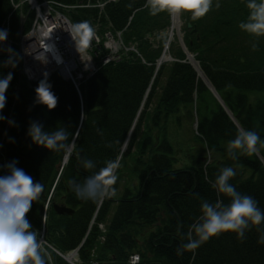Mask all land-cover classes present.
<instances>
[{
    "label": "trees",
    "instance_id": "trees-1",
    "mask_svg": "<svg viewBox=\"0 0 264 264\" xmlns=\"http://www.w3.org/2000/svg\"><path fill=\"white\" fill-rule=\"evenodd\" d=\"M18 1L0 0V26L8 25L11 38L10 50L0 53V79L12 74L0 110V175L7 174L3 165L18 161L17 167L44 185L27 216L32 228L40 230L45 214L46 242L67 251L83 241L79 254L85 262L122 263L136 252L142 261L156 264H264V243L259 242L264 222L243 238L225 232L194 251L176 254L201 215L203 200L229 202L212 188L220 169L232 167L236 175L230 183L264 210V147L258 144V152L237 159L227 151L239 127L257 132L264 141V36L239 27L247 21V0H212L211 10L195 21L190 13H181L186 48L239 127L179 44L169 43L174 59L156 68L170 15H151L146 0H113L101 9L80 5L84 0H55L75 5L65 11L73 25L88 21L99 34L105 28L122 29V42L134 44L137 52L119 50L118 57L102 63L106 50L101 43L94 46L96 69L78 84L80 93L58 71L28 81L20 72L17 40L33 13L26 1L14 8ZM43 79L58 98L51 110L36 102L35 89ZM31 122L48 132L67 129L66 144L72 148L61 168L67 149L50 151L33 143ZM84 158L94 161L96 169H85ZM109 160L119 163L110 186L114 191L99 202L78 199L69 182H82ZM53 202L73 210L57 213ZM98 222L105 225L103 233ZM49 251L51 264H66Z\"/></svg>",
    "mask_w": 264,
    "mask_h": 264
},
{
    "label": "clouds",
    "instance_id": "clouds-1",
    "mask_svg": "<svg viewBox=\"0 0 264 264\" xmlns=\"http://www.w3.org/2000/svg\"><path fill=\"white\" fill-rule=\"evenodd\" d=\"M131 6V5H129ZM145 7L151 15L167 12L171 16L181 13L191 14L193 21L202 18L212 8V0H146ZM219 7V4L216 5ZM249 14L246 22H241L239 27L250 35L264 36V0H247ZM93 32L88 21H83L72 26L71 34L78 46ZM7 38L6 30H0V41ZM256 45H253L255 49ZM12 61L10 60L9 63ZM12 74L0 79V110L6 104V92L9 88ZM47 79L39 82L36 92V102L46 105L50 110L57 106L58 98L51 90ZM2 119V117H0ZM28 135L33 143L45 147L50 151H59L67 147L69 133L66 128L59 127L54 131H45L39 122H31ZM264 147L257 132L243 127L237 130L235 139L227 144L228 155L237 159L238 155H252L258 152L257 145ZM18 161H12L2 167L7 169L6 175H0V264H51L52 256L45 242L40 238L37 230L32 228L27 219L32 204L38 200L44 191V185L34 182L33 178L22 168L17 167ZM264 164V161H261ZM81 165L87 170L96 169V164L91 159L84 158ZM119 163L115 160L105 162L99 170L91 171L82 182L72 180L69 182L71 190L78 199L99 202L108 197L114 189L117 176L115 170ZM236 175L232 167L219 170L212 188L217 196L228 198V203L222 199L215 202L203 200L201 202V215L194 222L184 239L176 250L177 255L198 249L211 238L225 232H234L243 238L247 230L264 222V210L251 196L242 194L230 183ZM264 243V235L260 238Z\"/></svg>",
    "mask_w": 264,
    "mask_h": 264
},
{
    "label": "built area",
    "instance_id": "built-area-1",
    "mask_svg": "<svg viewBox=\"0 0 264 264\" xmlns=\"http://www.w3.org/2000/svg\"><path fill=\"white\" fill-rule=\"evenodd\" d=\"M23 1V0H21ZM112 0H95L84 5L102 7L105 2ZM30 8L33 9L34 16L32 22L25 32L21 33L19 39V53L21 55V70L23 74L29 80L37 79L42 75H48L54 70H60L63 64L64 67L72 69L70 78H74L72 73L75 74V78L79 79L84 73H92L96 67L90 57L89 53L85 50L83 44H77V41L71 34L72 24L70 20L58 10L56 7L63 6L65 4L58 3L53 0H27ZM18 6V3L14 4V7ZM0 30H6L7 26L0 28ZM104 45L108 47L109 54L102 58L103 62H108L111 59L118 57V50L123 46L126 50L137 51L134 44L128 46L122 45L120 39V31L117 32V37H113L109 32L105 33ZM56 40V47L49 46V40ZM63 40V43L61 40ZM93 39L98 41V37L93 33ZM10 40H5V45L8 47ZM167 44L164 45L166 49ZM88 59L89 64L85 62ZM70 63L71 66H68ZM62 73V72H61ZM75 81V80H74ZM99 227L104 229L103 224L99 223ZM40 238L45 242V246L49 245L43 234V230L40 231ZM82 242L77 246L67 250L60 251L54 247H51L57 252L65 261L66 264H156L154 262L142 261L138 253H130L127 259L122 263H111L106 261L89 260L83 261L79 256V247ZM75 252L73 261L67 259V255Z\"/></svg>",
    "mask_w": 264,
    "mask_h": 264
},
{
    "label": "rangeland",
    "instance_id": "rangeland-1",
    "mask_svg": "<svg viewBox=\"0 0 264 264\" xmlns=\"http://www.w3.org/2000/svg\"><path fill=\"white\" fill-rule=\"evenodd\" d=\"M181 26H182V22H180V28H179V32L177 33V31H178V26H173V23H170L169 25H168V27L166 28V30H165V32H166V38H167V35L169 36V38L172 36V40H173V43L174 44H178L179 43V37H181V33L183 34V31H182V29H181ZM105 40V39H104ZM10 47V46H9ZM8 48H6V45H5V40L4 41H0V53L1 52H5L6 50H7ZM166 54L168 53V52H165ZM193 56H194V54H192ZM195 59V58H194ZM165 61V60H164ZM195 61H196V59H195ZM156 62V68H158L159 67V65L162 63V60H160V61H158V60H156L155 61ZM197 62V64H198V61H196ZM193 63V62H192ZM193 66H194V64H192ZM194 68H195V66H194ZM196 69V68H195ZM198 74V73H197ZM202 79H203V81L206 83V85L209 87L210 86V83L207 81V79H204L202 76H200ZM212 86V85H211ZM210 89V88H209ZM221 104V103H220ZM223 106V105H222ZM224 106H225V108H224ZM224 106H223V108L225 109V111H226V109L228 110V111H230L227 107H226V105L224 104ZM227 112V111H226ZM228 113V112H227ZM228 115L230 116V118H231V120L234 122V119H233V115L231 114H229L228 113ZM235 123V122H234ZM236 124V123H235ZM237 125V124H236ZM125 149V148H124ZM123 149V150H124ZM122 150V148H121V151H123ZM64 155H65V153H64ZM64 157V156H63ZM63 165V164H62ZM39 234H40V232H39ZM40 236H41V234H40ZM45 236V235H44ZM71 254V253H70Z\"/></svg>",
    "mask_w": 264,
    "mask_h": 264
},
{
    "label": "bare ground",
    "instance_id": "bare-ground-1",
    "mask_svg": "<svg viewBox=\"0 0 264 264\" xmlns=\"http://www.w3.org/2000/svg\"><path fill=\"white\" fill-rule=\"evenodd\" d=\"M172 23H173V26H179V25H180V22H179V20H178V16H172ZM60 40H61V42L63 43V40H62V39H60ZM49 44H50L49 46H52L53 48H55V47H56V40L50 39V40H49ZM189 57H190L191 61L194 63V66L196 67L198 73L201 74V71H200V69H199V67H198V65H197V62L192 58V54H189ZM166 58H168V57H167V54L164 53V54L162 55V59H166ZM85 62H87V63L89 64L88 59H86ZM67 65H68V66H71L70 63H67ZM71 71H72V69H70V68H66V67H64L63 64H62V66H61V72H62V74H63L64 76H70ZM70 151H71V146H68V147H67V152H66V153L69 154ZM83 240H84V239H83ZM82 243H83V241H82ZM81 245H82V244H81ZM74 253H75V252H72L71 254H68V255H67V259H68L69 261H73V257H74L73 255H74Z\"/></svg>",
    "mask_w": 264,
    "mask_h": 264
},
{
    "label": "water",
    "instance_id": "water-1",
    "mask_svg": "<svg viewBox=\"0 0 264 264\" xmlns=\"http://www.w3.org/2000/svg\"><path fill=\"white\" fill-rule=\"evenodd\" d=\"M187 26H190V23H189V22H187ZM193 29L195 30V27H194ZM182 47L184 48L185 53L188 54L186 48L184 47V44H183ZM186 57H188V59H189V56H188V55H186ZM209 88H210V90L212 91V93L214 94V96L217 98V100H218V101L224 106L223 101L221 100L220 96L218 95V93H217V91L214 89V87L210 85ZM78 92L80 93V91H78ZM224 108H225V106H224ZM226 111L231 115V112H230V111H228L227 109H226ZM233 119H234V117H233ZM234 122H235V123L237 124V126L239 127V125H238V123H237V121H236L235 119H234ZM239 128H240V127H239ZM125 144H126V142H124L122 148H124ZM68 146H71V147H72V143H70ZM67 156H68V154L65 153V155H64V157H63V160H62L61 163L58 165L59 168L62 167V164L66 161ZM262 161H264V160H262ZM52 205H53L54 210H55L57 213H71L72 210H73L71 207L66 206L64 203L53 202Z\"/></svg>",
    "mask_w": 264,
    "mask_h": 264
}]
</instances>
